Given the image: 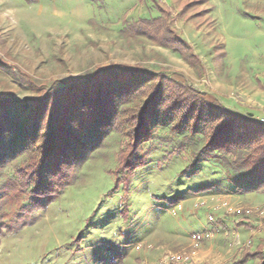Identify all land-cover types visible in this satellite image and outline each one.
<instances>
[{
    "label": "rangeland",
    "instance_id": "374dc122",
    "mask_svg": "<svg viewBox=\"0 0 264 264\" xmlns=\"http://www.w3.org/2000/svg\"><path fill=\"white\" fill-rule=\"evenodd\" d=\"M152 1L0 0V101L17 113L55 83L69 85L99 68L127 66L165 75L264 123V0H158L172 11L174 27L200 58L204 75L171 50L122 33L124 22L159 17ZM170 127L164 118L153 122L137 155L145 165L125 179L116 172L125 137L114 130L82 131L79 143L86 150L79 153L84 163L75 182L46 209L35 210L29 226L0 234V264H154L165 253L193 250L181 242L207 231L206 224L214 227L209 216L217 230L194 248L195 261L236 263L262 244L264 252V189L241 194L228 179L245 175L228 176L214 160L187 169L200 146L180 148L183 135ZM26 160L15 156L0 170V213H7L1 223L14 220L20 207H31L26 199L22 205L1 200L6 181L17 178ZM116 173L125 192H111ZM246 209L250 217L232 214ZM211 241L229 249L228 261L199 258ZM247 263L259 264L260 257Z\"/></svg>",
    "mask_w": 264,
    "mask_h": 264
},
{
    "label": "trees",
    "instance_id": "16d2710c",
    "mask_svg": "<svg viewBox=\"0 0 264 264\" xmlns=\"http://www.w3.org/2000/svg\"><path fill=\"white\" fill-rule=\"evenodd\" d=\"M152 3L159 17L124 22L122 33L144 37L171 50L204 75L200 58L177 33L172 11L158 0ZM50 91L30 100L17 113L7 108L10 102L0 101V170L15 156H27L15 171L17 178L6 181L1 200L22 205L26 199L31 206L20 207L8 224L1 223L7 213H0V234L29 226L35 210L46 209L75 182L84 163L79 153L86 150L79 143L82 131L114 130L125 137L116 168L125 179L145 165L144 157L137 155L158 118L171 122V133L183 135L180 148L200 146L191 153L193 163L187 169L214 160L228 176L245 175L228 179L230 187L241 188V194L264 189V123L206 100L184 83L138 67L110 66L96 69L73 84L55 83ZM112 176L116 180L111 192H125L117 173ZM258 256L259 264H264L263 244L253 252L245 251L233 264H246Z\"/></svg>",
    "mask_w": 264,
    "mask_h": 264
},
{
    "label": "built area",
    "instance_id": "2783aa9c",
    "mask_svg": "<svg viewBox=\"0 0 264 264\" xmlns=\"http://www.w3.org/2000/svg\"><path fill=\"white\" fill-rule=\"evenodd\" d=\"M250 210H234L233 211V216H241V215H246L245 217H250L251 215ZM208 221L214 225V228L211 230H207L205 232H199L195 233L192 235L191 239V247L199 248L204 242L211 240L213 236L216 233V224L214 222V218L209 216ZM191 250L189 252H170V253H165L157 262L154 264H205V263H200L195 261V250ZM136 249H140V246L137 245Z\"/></svg>",
    "mask_w": 264,
    "mask_h": 264
},
{
    "label": "crops",
    "instance_id": "0c3cea01",
    "mask_svg": "<svg viewBox=\"0 0 264 264\" xmlns=\"http://www.w3.org/2000/svg\"><path fill=\"white\" fill-rule=\"evenodd\" d=\"M225 223H227V222H225ZM217 227H219V226L217 225ZM202 228H203V230H211L214 227L210 226L209 224H206V225L202 226ZM240 229L243 230L244 226L241 227ZM191 239H192V233H190V235H188L187 239L181 243L189 245L191 243ZM134 250L136 252H138L140 249H136V247H134ZM154 256L155 255H153V258H154ZM229 256H230L229 249L225 251L222 244L218 241L207 242L206 245L203 246V248L199 251V258L201 260H204V261L209 262V263H221L224 261H228L230 259Z\"/></svg>",
    "mask_w": 264,
    "mask_h": 264
}]
</instances>
